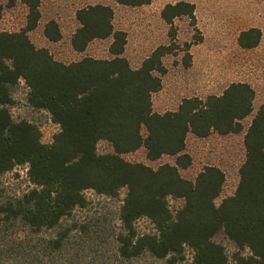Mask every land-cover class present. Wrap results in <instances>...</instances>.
I'll return each mask as SVG.
<instances>
[{
	"label": "trees",
	"instance_id": "obj_1",
	"mask_svg": "<svg viewBox=\"0 0 264 264\" xmlns=\"http://www.w3.org/2000/svg\"><path fill=\"white\" fill-rule=\"evenodd\" d=\"M21 1L28 9L26 28L0 30V175L27 166L31 188L0 197V264H264V105L246 132V160L233 196L216 203L226 183L217 167L204 168L195 181L180 173L192 165L189 134L205 139L242 133L255 90L233 83L221 95L186 98L176 111L155 113L153 96L167 73L163 58L174 45L159 47L133 69L124 57L127 34L115 29L113 9L88 6L77 12L72 48L83 53L96 40L112 39V58L65 64L28 35L38 27L43 0ZM115 1L129 7L151 3ZM2 16L0 4V21ZM162 17L169 25L183 17L194 26L197 21L195 6L187 2L166 6ZM45 36L51 43L63 37L55 21L46 25ZM262 37L251 28L241 33L239 45L255 49ZM22 81L28 106L47 112L60 127L51 144L42 142L34 123L13 119V91ZM101 142L113 153L99 154ZM143 148L150 161L171 156L176 163L154 169L124 159ZM123 190L119 225L107 215H82L90 206L86 192L114 200ZM170 199L184 204L174 213ZM141 220L154 229L140 232ZM221 235L237 249L233 263L217 241Z\"/></svg>",
	"mask_w": 264,
	"mask_h": 264
},
{
	"label": "rangeland",
	"instance_id": "obj_2",
	"mask_svg": "<svg viewBox=\"0 0 264 264\" xmlns=\"http://www.w3.org/2000/svg\"><path fill=\"white\" fill-rule=\"evenodd\" d=\"M179 2L195 6L196 26L187 17L176 19L173 25L164 21L162 12L166 6ZM0 4L3 7L0 30L10 33L24 30L28 9L22 1L0 0ZM94 5H105L113 9L115 29L127 34L124 57L133 69L139 68L159 47L175 46L173 53L163 58L167 73L162 77V90L153 96L155 113L176 111L186 98L205 100L211 95H221L233 83H247L255 90L253 113L242 121L243 132L228 136L212 133L205 139L189 134L186 153L191 156L192 165L180 171L184 179L195 181L204 168L217 167L225 173L226 183L216 203L220 204L233 196L240 182V168L246 160V132L264 105V0H151L149 5L142 7L120 5L115 0H43L38 27L28 35L38 48L48 49L56 60L65 64L86 57L111 59L109 49L112 39L96 40L83 53L72 48V37L80 27L77 12ZM51 21L59 25L63 36L58 43L49 42L45 36L46 25ZM251 28L260 29L263 37L257 48L244 50L239 45V37ZM173 32L175 39L171 38ZM28 92L23 81L14 89V105L11 108L13 119L34 123L42 132V142L51 144L60 128L47 112L35 111L28 106ZM98 153H113V148L109 143L101 142ZM123 157L130 163H142L154 169L176 163V159L171 156L150 161L144 148ZM30 188L27 166L0 175L1 198L21 196ZM86 197L90 206L82 215H107L114 220L115 225H119L118 213L126 197V190L114 200L98 196L93 191L86 192ZM183 204V200L170 199L174 213ZM137 227L142 233L154 229L148 220H141ZM217 241L226 248L233 263V255L237 252L234 244L222 235ZM187 256L191 259L190 251Z\"/></svg>",
	"mask_w": 264,
	"mask_h": 264
},
{
	"label": "built area",
	"instance_id": "obj_3",
	"mask_svg": "<svg viewBox=\"0 0 264 264\" xmlns=\"http://www.w3.org/2000/svg\"><path fill=\"white\" fill-rule=\"evenodd\" d=\"M57 125V124H56ZM58 126V125H57ZM60 128V127H59ZM53 141V140H52Z\"/></svg>",
	"mask_w": 264,
	"mask_h": 264
}]
</instances>
